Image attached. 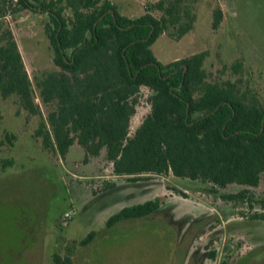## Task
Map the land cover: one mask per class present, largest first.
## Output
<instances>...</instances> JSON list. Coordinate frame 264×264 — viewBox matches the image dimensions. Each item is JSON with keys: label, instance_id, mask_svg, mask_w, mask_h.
<instances>
[{"label": "trees", "instance_id": "obj_1", "mask_svg": "<svg viewBox=\"0 0 264 264\" xmlns=\"http://www.w3.org/2000/svg\"><path fill=\"white\" fill-rule=\"evenodd\" d=\"M194 2L160 0L131 19L111 0H0V95L16 96L39 117L36 138L64 160L78 145L85 163L104 153L114 175L130 183L172 176L210 185L214 193L230 185L257 188L264 178V100L242 78L210 80L207 52L162 65L152 50L162 35L180 40L194 29ZM23 11L49 17L45 31L58 71L38 82L46 117L5 21ZM222 21L218 9L213 29ZM143 90L150 111L131 133ZM221 197L264 211V197L247 189ZM161 206L159 199L126 206L107 226L147 218ZM54 262L74 264L69 254L55 255Z\"/></svg>", "mask_w": 264, "mask_h": 264}, {"label": "rangeland", "instance_id": "obj_2", "mask_svg": "<svg viewBox=\"0 0 264 264\" xmlns=\"http://www.w3.org/2000/svg\"><path fill=\"white\" fill-rule=\"evenodd\" d=\"M111 1L135 19L160 0ZM192 7L194 29L180 40L162 35L152 46L158 61L167 65L207 52L210 80L242 78L264 100V0H195ZM218 9L223 21L213 29ZM5 21L46 117L38 82L58 71L45 31L49 17L23 11ZM143 94L131 133L150 111ZM38 125L39 117L23 110L16 96L0 95V264H55V255L67 254L74 264H264V218H255L264 211L221 197L247 189L262 198L264 178L257 188L230 185L218 193L172 176L130 183L114 175L104 153L85 163L78 145L65 160L45 150L35 136ZM156 199L162 206L153 215L107 226L124 207ZM66 213L72 217L63 221Z\"/></svg>", "mask_w": 264, "mask_h": 264}, {"label": "built area", "instance_id": "obj_3", "mask_svg": "<svg viewBox=\"0 0 264 264\" xmlns=\"http://www.w3.org/2000/svg\"><path fill=\"white\" fill-rule=\"evenodd\" d=\"M71 214L70 213H66L64 216H63V221H68L71 219Z\"/></svg>", "mask_w": 264, "mask_h": 264}, {"label": "flooded vegetation", "instance_id": "obj_4", "mask_svg": "<svg viewBox=\"0 0 264 264\" xmlns=\"http://www.w3.org/2000/svg\"><path fill=\"white\" fill-rule=\"evenodd\" d=\"M250 205H251V204H250ZM36 239H37V238H35L34 240H31V244H33V243L35 244V243H36ZM21 257H22V255H21Z\"/></svg>", "mask_w": 264, "mask_h": 264}]
</instances>
